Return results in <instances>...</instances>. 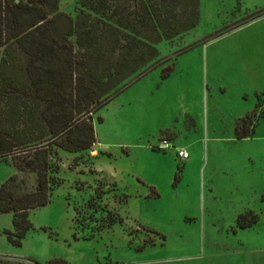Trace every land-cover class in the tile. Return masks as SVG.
<instances>
[{
  "label": "rangeland",
  "instance_id": "rangeland-1",
  "mask_svg": "<svg viewBox=\"0 0 264 264\" xmlns=\"http://www.w3.org/2000/svg\"><path fill=\"white\" fill-rule=\"evenodd\" d=\"M77 2L62 1L60 12L75 19ZM199 11L196 28L157 45L156 69L118 85L92 116V151L59 150L49 203L30 211L21 246L4 234L13 216L0 213V264H264V0H200ZM168 66L175 71L164 80ZM201 75L214 97L226 89L214 101L225 138L248 111L256 130L247 141L195 144L187 152L201 147L204 158L184 168L173 144L166 150L148 134L168 122L182 129L185 114L198 112ZM203 169L219 173L216 200L199 186ZM13 175L18 195L35 189V174L0 164V186ZM151 185L160 197H150ZM243 215L258 223L238 228Z\"/></svg>",
  "mask_w": 264,
  "mask_h": 264
},
{
  "label": "trees",
  "instance_id": "trees-1",
  "mask_svg": "<svg viewBox=\"0 0 264 264\" xmlns=\"http://www.w3.org/2000/svg\"><path fill=\"white\" fill-rule=\"evenodd\" d=\"M62 1L0 0V164L36 176L35 189L20 195L17 175L0 186V213L13 216L14 230L4 234L16 247L33 229L30 211L49 203L59 150H91L92 116L111 93L158 63L159 43L196 28L200 19V0H78L75 19L60 12ZM172 71L166 67L162 79ZM262 106L263 93L257 95ZM255 130L247 114L236 123L235 139ZM114 223L112 216L108 227ZM257 223V216L243 215L237 226Z\"/></svg>",
  "mask_w": 264,
  "mask_h": 264
},
{
  "label": "crops",
  "instance_id": "crops-1",
  "mask_svg": "<svg viewBox=\"0 0 264 264\" xmlns=\"http://www.w3.org/2000/svg\"><path fill=\"white\" fill-rule=\"evenodd\" d=\"M159 64H161V62L158 61V63L155 66H153L150 70H148L145 74L141 75L140 77H137L136 81H140L145 75L150 73L152 69H156V67H158ZM174 71H175V68L167 79H170L172 77ZM201 81H202L200 83L201 85L202 83H206V89L204 90L203 85H202L200 89V93L198 94V97L196 96L200 104L198 106L199 107L198 112H189L185 114L186 121H184V123L182 124V129L178 130L177 128H175V126H173L170 122H168V124L165 123L162 126H160L158 133L148 134L150 139H154L156 143H162L164 144V146L167 144H170L171 146L174 145L172 148L184 149L186 151H188L187 149L192 148V146H194L195 144H199V143H206V144L211 143V142L221 143V142H225L227 139L236 140L234 132L231 138H225L224 136L225 134L224 122L225 121H223L224 117L220 116L219 112L217 113V105H215V102H214L215 100H220L221 98H223L222 94L226 93V89L222 90V88H220L218 93H220L221 95L219 94L218 97H214L211 88L208 87V84H207L208 82L206 78L204 82V77L202 75H201ZM260 93H263V92L262 91L255 92L256 96L259 95ZM242 97L244 100H249V96L247 94L246 96H242ZM243 116H237L234 119V124H233L234 130H235L236 121L242 118ZM210 118H212V120ZM183 136L186 139H189V142H190L186 146H181L178 142V139L182 138ZM248 139H245V141H247ZM188 154H189V159L183 163L185 165L184 168L188 167V165L194 162V157H196L195 161H199L198 160L199 158H197L198 157L197 154H199L201 160H203L204 158V152L203 150H201V147L199 151H197V154L195 152L192 155L189 152ZM216 176L219 177V173L217 169L211 170L208 173V176L206 174V170L203 169L202 176H201L202 180H201V183L199 184V186L201 187L202 193L205 191V187L207 185L209 186L210 193L214 194L212 197V200H216L218 198L217 195L215 194L218 189L217 182H216L217 180ZM180 181L183 182L184 180L181 178ZM150 192H151L150 197L153 193L157 194V197L161 196L159 192L157 191L156 186L151 185Z\"/></svg>",
  "mask_w": 264,
  "mask_h": 264
},
{
  "label": "built area",
  "instance_id": "built-area-1",
  "mask_svg": "<svg viewBox=\"0 0 264 264\" xmlns=\"http://www.w3.org/2000/svg\"><path fill=\"white\" fill-rule=\"evenodd\" d=\"M164 148L166 150H168V149H171V146H170V144H167V145L164 146ZM174 149L176 150L177 157L179 158L180 161L186 162L189 159V154H188V152L186 150L179 149V148L178 149L174 148Z\"/></svg>",
  "mask_w": 264,
  "mask_h": 264
}]
</instances>
